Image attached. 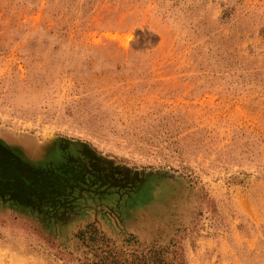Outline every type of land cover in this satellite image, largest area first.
<instances>
[{
	"label": "rangeland",
	"instance_id": "rangeland-1",
	"mask_svg": "<svg viewBox=\"0 0 264 264\" xmlns=\"http://www.w3.org/2000/svg\"><path fill=\"white\" fill-rule=\"evenodd\" d=\"M143 256L264 264V0H0V264Z\"/></svg>",
	"mask_w": 264,
	"mask_h": 264
},
{
	"label": "trees",
	"instance_id": "trees-1",
	"mask_svg": "<svg viewBox=\"0 0 264 264\" xmlns=\"http://www.w3.org/2000/svg\"><path fill=\"white\" fill-rule=\"evenodd\" d=\"M70 175H72V173H70ZM136 260H139V259H136ZM145 260H148L150 264H159V262L156 259H152L151 257H145V256L142 257L141 263H144ZM104 261H105V258L103 259V261H100V264H105Z\"/></svg>",
	"mask_w": 264,
	"mask_h": 264
}]
</instances>
